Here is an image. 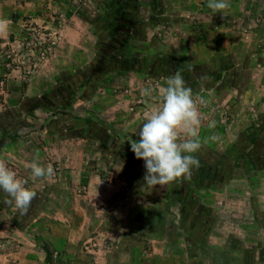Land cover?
<instances>
[{"label":"rangeland","instance_id":"rangeland-1","mask_svg":"<svg viewBox=\"0 0 264 264\" xmlns=\"http://www.w3.org/2000/svg\"><path fill=\"white\" fill-rule=\"evenodd\" d=\"M99 1L76 0L66 5L69 10L88 15L91 10L99 12ZM177 1L183 11H200L202 15L210 12L212 21L228 22L236 50L244 47L257 54L256 46L264 48V39L255 45L258 37L254 35L258 25L264 23L257 22L262 15L258 13L264 11V0H229L231 6L223 13L212 12L207 0ZM59 8L56 0H48L44 10L50 17L45 23L25 19L10 43H0V159L37 194L28 213L21 215L14 204L4 203L9 197L0 190V254L9 255L4 264H17L19 259L10 254H23L22 249L35 245L48 249L49 264H248L247 258L259 252L255 249H259L260 234L264 247V210L259 209V228L242 224L248 233L246 244L236 225L243 218H251V205L256 207L257 200L264 202V194L254 199L250 189L235 185L230 178L239 179L243 167L254 169L256 175L261 171L256 188L264 190V131L247 130L251 124L264 122V85L252 83L248 87V83L233 82V87L229 84L221 89L222 85L215 84V90H223L228 98L221 97L222 91L197 93L206 101L201 108L208 104L211 109L208 115L201 112L198 135L202 124L215 121L216 127L207 135L214 132L218 140L208 141L199 153L205 160L193 172L192 180L183 178L142 190L144 161L136 159L128 145L133 138L139 139L140 129L128 124L129 116L123 110L130 99L127 81L133 75L126 72L123 61H114L107 66L110 73L103 79L96 78L98 67L88 68L94 59L86 67L53 72L52 61L61 54V23L65 22ZM60 16L62 19L57 20ZM204 20L196 15L188 22L203 25ZM163 27L156 36L173 45L179 29ZM39 36L48 40L39 41L42 50ZM50 42L54 43L52 49L47 48ZM83 52L91 57L88 47ZM47 75L53 78L45 81ZM159 85L145 80L144 89L156 91ZM97 89L100 96L94 103ZM143 101V97H134L128 103L131 117L135 118L134 108L145 107ZM137 119L144 120L141 116ZM241 136L248 141L240 139L232 146ZM67 140L84 143L80 151L84 172L79 177L66 175L78 162L76 148L72 147L70 157L63 154V147L51 145L57 142L61 146L60 142ZM51 149H55L54 157ZM209 151L212 156L206 161ZM37 153L42 165H53L54 176L32 177L27 165ZM247 156L256 161H245ZM94 174L99 178H92ZM211 182L215 184L211 186ZM191 185L201 188L189 193ZM206 187L214 189L206 194L202 190ZM215 233L220 238L213 237ZM18 235L30 236L31 240ZM68 238L73 241L66 246L62 239ZM165 253L169 260H164ZM257 264L262 263L258 260Z\"/></svg>","mask_w":264,"mask_h":264},{"label":"crops","instance_id":"crops-1","mask_svg":"<svg viewBox=\"0 0 264 264\" xmlns=\"http://www.w3.org/2000/svg\"><path fill=\"white\" fill-rule=\"evenodd\" d=\"M47 1L48 0H0V18L7 21L4 30L0 31V43H4L3 45L10 43L13 34L19 31V27L25 19L30 18L36 23H45L47 18L50 17L48 11L46 9L44 10ZM75 1L76 0H56L61 7L59 8L60 13L65 16V22L63 24L61 23V28H64L62 31V47L61 51H59L61 57L57 59V57L60 56L58 54L56 58L53 59V72H60L63 70L70 71L71 68L76 70L74 69L75 67H86L94 59L93 65L91 64L88 66V68H90L89 70H93V67H96L101 61L100 59L102 56L101 53H99V50H102L101 48H103L104 50L111 52L108 61L104 64V67L107 68V73H105L104 76L110 73V69H108L107 66L114 61H123L127 69L126 72L133 75L127 81V88L130 90V99L126 100L123 110L127 112V117L129 116L128 124H132L131 126H134L133 128L135 130L140 129L143 125V121H146L151 110L159 106V89H162L166 85L167 78L177 70H183L182 75L184 76L187 85L192 87L194 97L197 98L200 97V95L198 96L199 93L203 91L207 93L209 90L215 91L217 94L222 91L220 94L221 97L224 96L228 98L229 95L227 93L224 95L223 90H215V84L222 85L220 87L221 89L224 88L225 85L228 87L229 84L233 87L236 85L233 82H236L237 84L244 83L242 85L248 83V87H250V84L252 83H255L256 85H264V54L262 53L264 48H261L262 45L256 46L257 49L255 48V51L257 54H252L248 48L244 47L236 50L237 48H233L235 43L230 40L232 28L229 23L227 22V24H223L212 21V14L210 12L206 13V15H202L200 11H183L177 0H101L99 1V12L95 13L93 12L94 10H91L92 13L89 12L87 15L79 12L78 9L76 10L73 8L74 10H69L66 4L71 2L74 3ZM198 1L203 2L202 0ZM195 2L197 3L196 0ZM200 6L204 7V4H201ZM260 14L262 15L260 16V19H257V22L263 23L264 11L258 13V15ZM196 15L197 17L203 16L205 19L203 25L196 22H193V24L188 22L189 17H195ZM207 16H209V18ZM56 19H62V17ZM263 24L258 25L257 29L254 30V35L258 37L255 45H258V41L260 42L264 39ZM163 26H169V28L174 30L179 29L180 32H178L179 34H177V38L173 40V45L163 43V41L156 36L158 35L159 30L165 28ZM181 31L183 32V36L181 35ZM86 47L91 49V57H87L84 52L82 53ZM129 50L132 52L127 56V53L125 52ZM63 51L65 52L63 53ZM66 52L67 55H65ZM97 72L95 73V77L103 79L104 77L101 76L102 74H98ZM50 78H53V76L47 75L44 80L48 81ZM145 80L147 82L160 83L161 85L159 86L162 88H156V91L151 89V94H146L144 89ZM242 85L239 86V88H242ZM99 90L100 89L95 90V94L93 95V98L95 97L93 99L94 103L100 96L98 92ZM134 97H143L145 106L134 108L135 113H133V116L136 119L131 117V114H128L127 111V108L129 107L128 103L130 105ZM102 98L105 97L102 96ZM115 109H118V107ZM210 110L208 104L203 108L200 107V112H202V114L205 113L208 115L210 114ZM96 112L98 113V111ZM139 116L143 117L144 120L137 119ZM119 119L121 120V118H118L117 121ZM202 125L203 128L200 131L199 138L203 142V149L201 148L200 151L195 154L200 162L205 159L202 156L203 154L199 153L206 149L204 148L205 145H209V136L207 133L212 130L208 128V123ZM247 125L248 124H245L243 128ZM249 127L250 128H247V130L264 131V122H260L259 124L257 122L253 125L251 124ZM135 134L137 136V133ZM243 137L244 136L239 137L232 146H235L240 139L242 141H248ZM136 139L137 138H133L132 140ZM51 145H53L54 148L63 147V154H68L70 157L72 147L76 148L78 162L76 166L72 165V170L66 171V175L79 177L81 173L84 172L82 169V161L80 163V151L84 145L82 141L67 140L60 142L61 146H59L57 142ZM50 153H52V156L54 157L55 149H51ZM83 156H81V158H83ZM210 156H212L210 151L205 154L206 161L209 160L207 158ZM56 157L58 158V155H56ZM247 158L248 160H246L245 157V161L247 162L256 161L250 156H247ZM72 163H75L74 160ZM251 171H253V173ZM193 172H195V169H193ZM193 172L192 174H194ZM260 172L261 171H258V175H256L254 169L247 171V167H243L239 179L234 181L236 176L230 179H233L231 180L233 181L232 183H237L235 185L250 189L254 199L255 197H259L260 199L264 194V190L256 188V184L259 181L261 182ZM217 174L218 172H216V175ZM97 177L99 178V176L95 174L92 176V178ZM191 178H193V175H191L190 178H187V180H192ZM219 182L223 183L221 180ZM228 182L229 183L227 184L229 185L230 180ZM211 183V186L215 184V182ZM193 188L200 189L201 187L196 188L191 185L188 190L189 193H191V191L193 192V190H191ZM212 189L214 188H202L203 191H206V194ZM243 200V204L246 203V199L243 198ZM257 201L260 202L257 203L256 207H253V205H251L252 200H250V205L252 206V209L250 210L251 218L246 217L241 219V221H237L239 225L236 226H238L242 233L241 238L244 244H246L248 237L246 227L254 226L255 228H259L260 225L258 213L259 209L264 210V202H261V200ZM241 207L242 205L240 204V208ZM65 221L69 222L68 219ZM242 224L246 227H243ZM69 226L70 224H64V227ZM260 235L262 236L263 234ZM260 235L258 237L259 240H257L259 249H255L259 252L264 248L263 245H261L263 240H261ZM219 236L220 235L216 233L213 235L215 238H220ZM0 237H3L1 236V230ZM18 237L24 240H31L30 236L18 235ZM16 239L17 237H13V240ZM180 239L185 241L184 238ZM62 241L68 246V243L73 240L68 238L67 240L62 239ZM22 250L24 251V255L22 253L10 254L19 259L17 264H46V262L49 264V261L46 260L47 256L45 250L40 249V247L38 248L35 245V248L26 247ZM259 252L247 258L249 260L248 264H257L258 260L264 264V253ZM8 256L9 255H5V253L0 254V264H4L5 261H7L6 259ZM166 257L169 260V257L165 253L163 256L164 260H167ZM171 258L173 257L171 256L170 259Z\"/></svg>","mask_w":264,"mask_h":264},{"label":"clouds","instance_id":"clouds-1","mask_svg":"<svg viewBox=\"0 0 264 264\" xmlns=\"http://www.w3.org/2000/svg\"><path fill=\"white\" fill-rule=\"evenodd\" d=\"M230 6L229 0H207V7L214 13H223ZM6 25L7 21L0 18V31ZM182 71L177 70L167 78L166 85L160 90L159 106L147 116L140 128L139 139L129 142L135 158L144 161L142 190H153L157 186L190 178L193 169L201 166L195 154L203 146L198 129L202 123L200 107L206 101L202 97H194L193 89L187 85ZM151 91L146 89L145 93L151 94ZM215 127V121L208 123L209 129ZM208 140L215 142L218 137L213 132ZM27 167L34 179L55 175L51 163L45 166L39 162V153ZM26 183L17 177L4 159H0V190L9 197L4 203L14 204L21 215L28 213L37 196L35 191L25 186Z\"/></svg>","mask_w":264,"mask_h":264},{"label":"trees","instance_id":"trees-1","mask_svg":"<svg viewBox=\"0 0 264 264\" xmlns=\"http://www.w3.org/2000/svg\"><path fill=\"white\" fill-rule=\"evenodd\" d=\"M102 50H99V53H101V61L98 63L97 67L99 69V71L97 72L98 74H102L101 76H104L106 72V67L104 68V64L108 61L109 59V55H111V52H109L108 50H104L103 48H101ZM132 51L129 50L125 53H127V56L130 55ZM102 72V73H101ZM46 255H47V260H49L51 258V255H49V251L48 249H45Z\"/></svg>","mask_w":264,"mask_h":264},{"label":"built area","instance_id":"built-area-1","mask_svg":"<svg viewBox=\"0 0 264 264\" xmlns=\"http://www.w3.org/2000/svg\"><path fill=\"white\" fill-rule=\"evenodd\" d=\"M47 36H49V35L47 34ZM39 41H43V43H46V41H48V40L43 39V36H39V38H38V43H39V46H40L39 50H42V49H44V47L42 46V43L39 42ZM53 45H54V43L50 42L49 44H47V46H48L47 48L48 49H52Z\"/></svg>","mask_w":264,"mask_h":264}]
</instances>
